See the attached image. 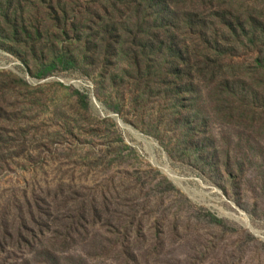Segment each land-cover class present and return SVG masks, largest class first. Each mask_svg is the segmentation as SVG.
I'll return each mask as SVG.
<instances>
[{"label":"rangeland","instance_id":"obj_1","mask_svg":"<svg viewBox=\"0 0 264 264\" xmlns=\"http://www.w3.org/2000/svg\"><path fill=\"white\" fill-rule=\"evenodd\" d=\"M147 1L0 0V216L102 215L0 263L264 264V0Z\"/></svg>","mask_w":264,"mask_h":264},{"label":"trees","instance_id":"obj_2","mask_svg":"<svg viewBox=\"0 0 264 264\" xmlns=\"http://www.w3.org/2000/svg\"><path fill=\"white\" fill-rule=\"evenodd\" d=\"M153 1L148 0L145 4V7L151 6ZM157 1V0H156ZM164 0H162L163 2ZM175 3L173 0H170L168 5L173 6ZM141 5H139L140 9ZM144 8V6H142ZM137 8L138 13L140 10ZM143 10V9H142ZM144 11V10H143ZM145 12V11H144ZM116 33V30L114 31ZM116 38V36L114 35ZM162 41V40H161ZM161 46H165V43L158 41ZM1 141V140H0ZM3 149L0 143V151ZM4 162V161H3ZM56 198L48 203L45 199L39 196H35L34 199L30 202L28 199L24 198V203L13 205L15 212L11 213L10 211L5 210L0 216V256L3 255L8 248L11 246L20 248L21 246H31V241L36 236L39 229L41 221L43 219H48L51 216L52 212H58ZM52 204H56L53 207ZM67 206H59L64 212L61 215H57V218L52 219L50 223L52 226H55L53 230L54 239L53 243L58 244V246L67 247L71 242H74L75 236H79L82 232L87 230V226H93L95 223L100 222L102 215L100 211L94 207L93 204L88 205L84 198H72L66 203ZM66 207V208H65ZM129 251V248L126 249ZM44 257L45 264H60L57 260V257L46 251L41 253ZM3 260V259H1ZM5 264V263H0ZM64 264H84L80 259H69Z\"/></svg>","mask_w":264,"mask_h":264}]
</instances>
